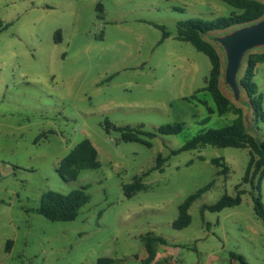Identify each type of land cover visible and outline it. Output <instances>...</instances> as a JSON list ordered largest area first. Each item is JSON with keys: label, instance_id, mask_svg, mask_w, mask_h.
<instances>
[{"label": "rangeland", "instance_id": "1", "mask_svg": "<svg viewBox=\"0 0 264 264\" xmlns=\"http://www.w3.org/2000/svg\"><path fill=\"white\" fill-rule=\"evenodd\" d=\"M232 11L219 0H0L6 25L0 32V234L9 235L13 225L20 237L28 233L32 264H94L115 253L135 261L149 233L177 248V264H242L232 254L264 264V222L252 201L260 193L264 203V177L254 180L259 189L243 182L249 149L201 143L171 154L236 117L233 109L219 116L209 92L196 94L205 87L210 60L176 38L179 22L212 21ZM254 81L264 110V63ZM221 89L243 110L248 132L264 143V117L255 119L245 91L240 103L222 80ZM194 94L215 113L190 100ZM176 123L183 124L177 135L143 137L152 147L124 142L114 129L155 132ZM85 139L97 149L100 167L64 180L57 171L61 160ZM159 155L167 159L162 172L152 170ZM217 158L226 173L212 164ZM147 171L144 188L128 197L125 186ZM211 183L192 203L190 225L174 229L180 205ZM84 187L90 201L74 221L38 213L46 193ZM239 191V205L202 211Z\"/></svg>", "mask_w": 264, "mask_h": 264}, {"label": "trees", "instance_id": "2", "mask_svg": "<svg viewBox=\"0 0 264 264\" xmlns=\"http://www.w3.org/2000/svg\"><path fill=\"white\" fill-rule=\"evenodd\" d=\"M233 8L229 16L219 17L212 21L202 19H191L179 22L177 26V39L183 42L190 43L197 51L208 57L211 63L209 76L205 81V87L196 91L209 92L216 105V112L219 116H224L232 109L236 115L231 125L220 129H209L201 132L190 139L186 144L171 154L177 155L184 151H189L197 147L201 143L209 144L218 148L235 147L249 149L250 159L246 172L243 178L245 184H251L253 189H259L260 180L264 177V143L259 142L256 137L251 135L246 127L243 110L239 107H234L232 101L223 93L221 89L222 78V57L216 46L208 39V36L215 32L230 30L234 27L256 22L264 17V1L263 0H219ZM100 9V6L97 7ZM163 31V39H166L170 34L164 27L159 26ZM6 28L0 16V32ZM57 42L60 41V32L56 33ZM261 63H264V52H251L248 54L243 74L241 77L242 87L248 97L251 109L255 119L264 117L263 97L259 93V86L254 81L256 68ZM194 94L190 100H194L207 107L209 114L215 113V110L210 108L206 101L200 100ZM210 118L205 119L207 122ZM138 129L128 127H114L121 134V140L124 142H136L152 147L149 139L155 138L157 135H177L182 132L183 124H167L159 127L155 132H144ZM166 158L159 155L156 160V166L152 170L163 171V165ZM212 164L222 167V173L228 171V167L221 159H213ZM100 167L98 161V151L92 142L88 139L81 141L71 152L61 160L58 168L60 176L67 181L77 180L82 170H94ZM151 170V171H152ZM151 171H147L139 178H136L132 184L125 186L127 196L132 195L144 188L142 180L149 175ZM258 177V186H254V180ZM213 183L200 189L195 194L189 196L186 201L179 207V217L173 223V228L177 230L188 227L191 223L189 209L192 203L200 198L204 192L211 188ZM87 188L73 190L68 194L50 191L46 193L42 199L38 213L46 219L53 222H71L74 221L79 214L80 209L89 203L90 196L86 192ZM243 191H239L235 197L224 196L212 206H205L202 211L209 210L210 212H220L225 208L239 205L242 202ZM253 208L256 216L264 222V203L260 193L252 194ZM145 249L147 251V259L144 264H150L156 257L157 246L167 245L165 238L155 236L151 233L142 237ZM10 241L8 242V245ZM233 259H238L242 264H246L240 256L232 254ZM112 258H99L96 264H113Z\"/></svg>", "mask_w": 264, "mask_h": 264}, {"label": "water", "instance_id": "3", "mask_svg": "<svg viewBox=\"0 0 264 264\" xmlns=\"http://www.w3.org/2000/svg\"><path fill=\"white\" fill-rule=\"evenodd\" d=\"M208 39L223 54L221 80L233 94L234 100L242 103V71L248 54L264 48V17L256 22L234 27L216 37L209 36Z\"/></svg>", "mask_w": 264, "mask_h": 264}, {"label": "crops", "instance_id": "4", "mask_svg": "<svg viewBox=\"0 0 264 264\" xmlns=\"http://www.w3.org/2000/svg\"><path fill=\"white\" fill-rule=\"evenodd\" d=\"M13 228V232H11L9 235H6V233L0 234V264H32L29 258H27L29 234L27 233L26 236L20 237L19 227L13 225ZM9 241L10 244L8 245ZM20 242H22L23 247L22 250L17 252L16 249ZM169 247L170 246H168V244L157 246L156 257L150 264H177L175 262V250L177 251V248L171 249ZM44 252L46 254V251ZM147 256V251L145 249V253L141 257H134L135 261H123L116 253L114 256H110L109 258L115 260L113 264H144L143 262L147 259ZM25 260H27V262ZM46 260L47 258L44 257L43 261L45 262ZM96 262L97 260H95L94 264H96ZM58 264L63 263L58 262Z\"/></svg>", "mask_w": 264, "mask_h": 264}]
</instances>
